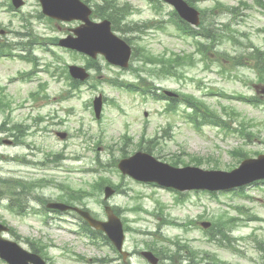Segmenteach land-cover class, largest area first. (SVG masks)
Segmentation results:
<instances>
[{
	"label": "rangeland",
	"instance_id": "374dc122",
	"mask_svg": "<svg viewBox=\"0 0 264 264\" xmlns=\"http://www.w3.org/2000/svg\"><path fill=\"white\" fill-rule=\"evenodd\" d=\"M120 2L132 5L134 12L129 18L132 24L153 21L158 25L146 30V33L127 34L133 35L132 42L135 46L144 45L155 54L195 53V62H188L178 70L184 77L165 75L162 78H149L153 81L152 89L154 85L181 94H191L197 98L202 110L205 108L202 105L204 101L233 128L246 127L252 133L247 140L248 144L239 134L233 130L229 133L225 127V131H222L221 127L206 123L201 124L200 129L197 128L187 118L185 104H179L178 112L165 113L167 101L144 97L113 86L107 79L132 82L136 81L135 73L130 69L110 65L103 56L97 59L100 67L92 71L88 83L79 89L71 88L65 76V65L75 63L85 66L87 61L80 53L73 54L54 40L71 34V29L80 22L37 19L41 13L39 0H26L25 6L14 11L8 0H0V30L10 31L9 35L0 32V40L14 44L32 39L22 36L23 33L31 32L34 37L39 31L43 34L39 38L41 44L34 45L32 50L22 51L20 45L14 50V54L24 52L31 55L37 62L36 66L18 56L0 58V85L13 101V119L33 125L27 117L30 112L34 115L38 112L55 114L51 122L41 124L40 129L45 127V131L33 126L30 134L19 145L5 143L4 140L11 136L6 132L0 133V177H43L54 180L49 186L32 193L50 199H58L61 195L73 193V190L79 194H83L80 190L85 191V194L89 191L83 201L75 199L86 203L98 218L106 219L104 186L110 183L106 182L101 190L96 191L90 186L99 177L98 174L104 173L116 185L115 194L105 201L120 209L121 217H124L123 220L129 227L126 231L125 248L132 254L124 261L118 252L104 244L100 235L96 237L100 245H92L89 237L78 233L81 220L75 214L42 213L49 211L38 202L25 207L24 212H28L26 216L8 210V201L14 198L25 201V193L28 191L18 188L21 194L14 196L8 190L6 182H0V221L9 223L15 230L9 231L5 236L20 242L25 248H30L29 244L32 243L43 245L49 264H149L140 252L151 245L158 251L166 250V255L179 249L182 254L198 251L199 257L195 261L199 264H264V252L259 249L258 242L264 240V183L245 187L250 198L227 191L220 193L221 199L217 200L206 191H197L186 192L188 194L183 196V201L178 202L176 192L172 189L153 182L137 181L129 175H123L118 167L120 159L140 150L142 139L145 144L143 147H153L152 154L168 163L177 154L185 162H191V155L202 156L200 167L204 169L231 170L238 166V158L231 154L236 147L246 148L249 157L264 153V105L256 107L238 97L240 93L260 96L255 89L259 85L258 75L251 64H236L231 58L251 45L264 50V32L260 30L264 28V8L257 5L255 0H194L197 8L205 10L208 21L221 22L218 25L220 32L236 33L241 42L236 48L231 42L217 44L211 51L207 50L209 60L202 61L192 39L176 30V25L170 19L173 8L169 4L163 3L161 10L157 11L147 0ZM218 2L235 7L236 15L223 11V8L214 9ZM90 4L93 5L94 2L91 0ZM233 19H236L235 23ZM29 23L28 29L26 25ZM226 23L230 24L231 30L226 28ZM48 63L52 64L50 72L57 68L56 76L46 71ZM207 63L209 68H206ZM140 64L141 61L137 60L134 67ZM225 67L231 70L223 72ZM30 70L33 71L31 79L22 78L21 74ZM142 74L147 76L146 70ZM43 82L48 85L46 84V89L41 94H48L51 104H45L44 100L34 102L29 99L31 91H38ZM222 91L235 96L228 98ZM100 93L107 101L102 116L97 120L92 101ZM62 96L68 99L63 100ZM188 109L191 111V108ZM8 115V112H0V125ZM242 121H245L244 127L240 126ZM164 128H167L169 135L163 132ZM58 131L68 132V137L61 139L57 135ZM143 131L146 132L145 138H142ZM125 134L131 137H123ZM156 136L158 138L154 140L155 143L149 144L148 141ZM43 161L47 164L50 161L56 162L44 167V170L40 166L27 164ZM37 169L41 170H38L40 174L36 173ZM57 185L63 186L58 188ZM51 215L53 220L46 218ZM233 217L240 218V221H233ZM221 218H231L227 228H224L228 231V237H215L218 241L231 245L236 251L208 242L210 240L203 231L202 222L211 221L213 224ZM211 228L212 226L209 229ZM167 240H172L175 244ZM164 261L166 264L172 263L169 259ZM176 263L189 264V260L183 258ZM0 264L6 263L0 258Z\"/></svg>",
	"mask_w": 264,
	"mask_h": 264
},
{
	"label": "water",
	"instance_id": "95a60500",
	"mask_svg": "<svg viewBox=\"0 0 264 264\" xmlns=\"http://www.w3.org/2000/svg\"><path fill=\"white\" fill-rule=\"evenodd\" d=\"M177 5L181 14L187 19L198 22V12L193 8L188 7L181 0H169ZM46 11L49 14L64 18H80L86 24L76 29L75 32L79 35L75 40L68 39L62 41L64 44L76 47L80 50L96 56L97 53L103 52L114 63L128 65L130 50L128 46L114 36L110 30V22L91 23L89 20L90 9L80 0H43ZM62 4H65L62 6ZM77 72L81 78H85L86 74L82 69L77 68ZM99 102V101H97ZM97 111L99 107L97 105ZM122 170L137 179L144 181H155L165 186H173L181 190L192 188H226L234 187L251 182L255 179L264 178V156L259 159H251L243 162L239 169L231 173L221 172L224 178L218 176L217 181L205 182L200 181L194 175L195 172L204 173L197 168L186 167L176 168L167 163L158 161L153 156L139 152L130 159L123 160L120 163ZM211 173V172H208ZM244 173L245 175L239 176ZM114 192L113 189H106V196H110ZM65 209L62 204L54 205ZM79 210V209H78ZM92 225L97 228H102L113 241L122 249L124 233L120 219L109 211L110 220L101 222L93 219L89 212L79 210ZM4 229L0 225V233ZM0 252L2 257L7 259L12 264H46V262L37 254H33L22 249L17 243L5 240L0 237ZM153 263L157 262V258L151 252L144 253Z\"/></svg>",
	"mask_w": 264,
	"mask_h": 264
},
{
	"label": "trees",
	"instance_id": "16d2710c",
	"mask_svg": "<svg viewBox=\"0 0 264 264\" xmlns=\"http://www.w3.org/2000/svg\"><path fill=\"white\" fill-rule=\"evenodd\" d=\"M102 3H98L97 6L95 7V15L99 16V17H108L114 24L115 27H118L117 25H119V23L123 22L124 19L128 16V14L130 12H128L127 10L128 7H126V9L124 7H121V5H119L115 0H101ZM261 52L258 55V62L259 64V70L261 72L262 77L264 76V56H262ZM162 63V67L163 69L161 70H167L169 71L171 68H176L178 65H180V60L179 59H161L160 60ZM264 78V77H263ZM145 81V80H144ZM1 106H4V103H1ZM101 188V184L98 185ZM33 249H36L35 247H33ZM36 251H38L36 249Z\"/></svg>",
	"mask_w": 264,
	"mask_h": 264
}]
</instances>
